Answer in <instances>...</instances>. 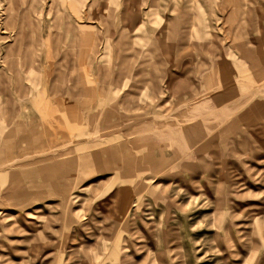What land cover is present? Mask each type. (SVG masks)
Listing matches in <instances>:
<instances>
[{"label": "rangeland", "instance_id": "1", "mask_svg": "<svg viewBox=\"0 0 264 264\" xmlns=\"http://www.w3.org/2000/svg\"><path fill=\"white\" fill-rule=\"evenodd\" d=\"M68 2L0 0V264H264V0Z\"/></svg>", "mask_w": 264, "mask_h": 264}, {"label": "bare ground", "instance_id": "2", "mask_svg": "<svg viewBox=\"0 0 264 264\" xmlns=\"http://www.w3.org/2000/svg\"><path fill=\"white\" fill-rule=\"evenodd\" d=\"M69 6L71 7V9L73 10V13H75L76 14V16H79V14L82 12V10H83V0H69ZM128 8V7H127ZM126 11V10H125ZM69 21H65V26L67 27V28H69V27H74V25H72L71 23H68ZM71 28H69V29H71ZM68 29V30H69ZM77 30H74V33L76 32ZM78 31H83V29H79ZM64 32V31H63ZM17 33H19V28H18V30H17ZM66 34V33H65ZM55 35V41H56V43H58L59 42V36L57 35V34H54ZM50 37H52L53 36V34L52 35H49ZM49 37V38H50ZM48 38V37H47ZM53 38V37H52ZM50 40V39H49ZM53 41V40H52ZM60 41H62V40H60ZM39 42H40V40H39ZM50 43H51V41H49ZM150 42V41H149ZM18 43H19V41H18ZM16 45L18 46V44L16 43ZM17 46H16V48H17ZM13 47V46H12ZM14 49V48H13ZM12 51V50H11ZM56 52H54V54H55ZM53 54V55H54ZM8 55V54H7ZM31 59H32V61H31V63L29 64V65H26V67L28 68H30L31 70H32V66H35V68H34V70L36 71V65H35V63H33L32 64V62H34V58L33 57H31ZM53 60V59H52ZM222 64V63H221ZM226 64V63H225ZM24 65H22V67H19V71H22L23 72V70H22V68L25 70V71H27V69L26 68H24L23 67ZM17 67V66H16ZM12 68H14V65L12 64V66H11V69ZM18 68V67H17ZM61 68V67H60ZM33 70V71H34ZM32 71V72H33ZM63 71V70H62ZM40 72V71H39ZM48 72V71H47ZM41 74V73H40ZM61 74V73H60ZM49 75V74H48ZM62 75V74H61ZM60 75V76H61ZM63 75H64V73H63ZM60 78V77H59ZM62 78V77H61ZM248 81V80H247ZM251 81V80H250ZM250 83V82H249ZM244 85V84H243ZM242 87H244V86H242ZM4 88V87H3ZM23 90V89H22ZM21 90V91H22ZM16 93H17V96L19 97V87L16 89ZM22 97V96H21ZM20 98V97H19ZM21 99V98H20ZM242 100V99H241ZM244 102V101H243ZM242 102V103H243ZM7 103V102H6ZM8 104V103H7ZM3 107V106H2ZM257 108V107H256ZM3 109V108H2ZM256 110V109H255ZM262 111H264V110H262ZM252 112V111H251ZM106 126V125H105ZM108 127V126H107ZM9 144H11V143H9ZM8 146H11V145H8ZM84 160H85V162L86 161H88V156L87 157H85V158H83ZM55 168H57L56 167V165H52V164H50V165H45V166H43V167H41L39 170L41 171V172H43V173H45V174H49V175H51L52 177L54 176L55 177V173L53 172V169H54V171H55Z\"/></svg>", "mask_w": 264, "mask_h": 264}]
</instances>
